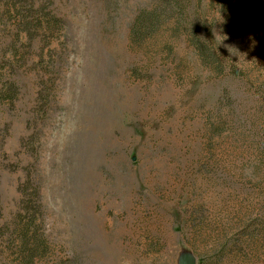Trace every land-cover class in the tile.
I'll use <instances>...</instances> for the list:
<instances>
[{
	"label": "rangeland",
	"instance_id": "rangeland-1",
	"mask_svg": "<svg viewBox=\"0 0 264 264\" xmlns=\"http://www.w3.org/2000/svg\"><path fill=\"white\" fill-rule=\"evenodd\" d=\"M153 2L0 0V264H264V0H188L217 72Z\"/></svg>",
	"mask_w": 264,
	"mask_h": 264
},
{
	"label": "trees",
	"instance_id": "trees-1",
	"mask_svg": "<svg viewBox=\"0 0 264 264\" xmlns=\"http://www.w3.org/2000/svg\"><path fill=\"white\" fill-rule=\"evenodd\" d=\"M41 8V6H39ZM188 0H154L153 6L151 8H147V5L143 7L137 16L134 23L133 34H141V35H149L154 31H159L163 25L165 19H176L177 23L176 30L179 28L186 29L189 31L188 35L192 44L195 47L200 59L202 62L206 63V65H211L212 70L214 69L216 72L221 69L219 56L216 55L213 49L209 48V40L206 38V35H203L204 31L198 24L194 21L189 20L192 14L194 16L198 15L194 8H188ZM37 8L34 12L28 17H24L21 14V17L24 18V21L29 20L24 24L25 26L22 28L25 33H27L28 38H32L34 34L31 32L32 30H48L51 27L44 28V25L41 23L40 17L43 14L36 13L40 10ZM17 14L19 15V10L16 9ZM36 13V14H35ZM35 20V22H33ZM36 23L35 25H33ZM26 25H28L26 27ZM33 25V26H32ZM173 24L170 26V28ZM186 27V28H185Z\"/></svg>",
	"mask_w": 264,
	"mask_h": 264
},
{
	"label": "water",
	"instance_id": "water-1",
	"mask_svg": "<svg viewBox=\"0 0 264 264\" xmlns=\"http://www.w3.org/2000/svg\"><path fill=\"white\" fill-rule=\"evenodd\" d=\"M197 255L191 250L181 251L176 264H196Z\"/></svg>",
	"mask_w": 264,
	"mask_h": 264
}]
</instances>
